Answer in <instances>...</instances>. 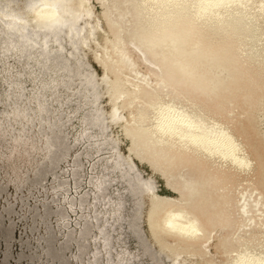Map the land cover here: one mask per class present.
Masks as SVG:
<instances>
[{
  "label": "bare ground",
  "instance_id": "6f19581e",
  "mask_svg": "<svg viewBox=\"0 0 264 264\" xmlns=\"http://www.w3.org/2000/svg\"><path fill=\"white\" fill-rule=\"evenodd\" d=\"M8 1H11L10 6L6 3ZM97 1L98 6L99 3L101 5L99 11L102 13V7L105 18L116 29L114 37L109 36V33L105 36L107 44L115 47H108L104 43L100 45L109 48V51L105 49L109 56L120 57L119 68L126 67L123 72H116L113 78L108 74L113 61H109L108 56L104 55L105 52L101 54V49L92 41L100 35L97 25L105 28L102 22L105 25L107 23L99 15V22L91 23L89 19L94 12L90 0H0V138L8 139V144L4 147L6 151L0 152V161L15 165L16 158L24 159L30 165L28 170H38L37 177H41L45 172L57 168L58 163L72 153L75 160L71 177L76 180L80 168L83 167L78 162L80 157L98 158L94 162L88 159L85 164L92 173V199L88 203L80 200L78 204L87 206L90 216L97 212L103 215V223L98 226L96 236L92 237L95 248L91 251V261L88 264H103L98 257L99 253L104 255L105 262L112 264H178L182 252L178 250L177 241L183 239L173 232L161 233L162 230L168 228L189 237L200 234V242L205 245L211 244L223 225L215 227L212 223L213 226L206 230L203 223L197 220L195 209H192L197 206L185 207L179 194L175 195V191L167 190L173 186L170 181L172 176L177 175L176 186L179 190L186 188L183 189L184 193L193 187L195 181L194 172L183 169L186 166L207 171L215 164L217 167L214 170V179H222L226 175L233 178L240 170H244L248 172L247 175L231 179V184L237 190L236 185L243 181L250 184L264 169V162L259 163L256 159L257 146L248 138V132L246 137L244 124L231 121L241 105L238 107L231 104L224 108L226 115L215 119L211 116L213 104L204 108L202 105L197 106L199 100L204 98L210 102L215 101L219 90L209 88L195 94L192 99L186 98L188 90L197 83L199 77H204L207 82L211 81L215 75L212 65L220 70V76L224 78L230 76L238 64H241V78L246 79L253 72L264 75V62L256 67L264 57V0H129L128 4H117L112 0ZM132 12H135V23H130V19L133 21ZM68 13L77 23L66 22L63 27L55 29L56 31L49 29L39 33L40 27L51 25L60 16H68ZM144 20L145 29L139 32L128 31L129 27L138 29L139 22ZM192 22L198 29L194 38H186L184 41L181 38L175 39L177 37L166 38L172 33L183 34L180 31L185 30ZM245 24L248 25L247 32L242 30ZM86 26L88 28L85 33ZM168 27L171 28L168 35H162L153 43L149 41L154 32H162ZM108 30L112 31L111 28ZM216 31L217 41L221 43L236 35L227 46L230 52H243L248 46L253 51L247 57L237 58L223 66L219 62L207 64L203 74H199L200 70L193 71L186 78L185 86L176 95L170 92L159 94L157 90L151 89L158 81H164L163 76L160 80H154L150 76L166 69V65L159 66L160 62L171 59L175 54V64L185 65L194 56L190 54L188 59L181 60L176 55L178 50H182L188 41L196 44L195 49H205L202 48L204 45L213 44ZM68 32L73 36H66ZM91 36H94L93 39ZM25 42L30 43V46L27 47ZM147 42L151 45L146 46ZM225 49L221 47V50H215L212 55L220 54L219 51L222 53ZM112 53L114 54L111 55ZM151 53L158 54L154 56V60ZM132 57H136L138 62L146 66L148 64L149 68L146 71L140 70L133 65ZM91 58L95 60L94 63L90 61ZM94 64L99 67L100 73L93 69ZM255 83L253 81V85ZM19 84L21 85L16 88ZM143 86H147L151 92L147 94L150 101L143 107V112L139 113L140 117L136 113L135 104L127 110L126 117H123L122 111L128 106L127 101L131 100L129 95L127 100H123V97L127 92L136 95ZM70 100L75 103L68 104ZM253 101L255 105L263 102L260 99ZM140 104H143L142 101ZM67 117L70 124L64 128L62 122ZM145 130L149 133L143 140L141 131ZM66 135L72 140V144L80 143L82 147L69 148L64 138ZM245 137L250 147L244 145ZM252 138L257 140L256 135ZM161 144L165 154L160 153L159 159H156L155 163L158 165L152 164L150 167L149 161L139 164L135 162V159H143L140 152L134 153L136 149L141 146L148 147L143 154L150 158L151 153L159 150L153 147ZM168 145L173 150L169 151ZM174 152L191 158L177 156L174 163L182 161L181 165L168 168L164 172L152 169L159 167V163L165 159L173 158ZM39 161L45 162V168H38L41 164ZM257 164V170H254ZM163 166L166 165L162 164ZM26 172L27 169H24L12 179L16 189L23 183L25 185ZM161 173L165 177V183H160L157 179ZM109 178V183L114 185L113 196L103 211L101 198L106 192V181ZM214 179L209 188L222 189L225 182L216 183ZM263 185L264 183H258L256 188L243 185L244 189L236 197H228L221 202L223 209L238 203L236 218L241 221L234 222L232 234L227 235V238H238V245L224 250L223 257L219 252H213L208 245L201 247V251L211 258L208 260L209 264H264V225L253 227L258 222L264 223V191H258L264 188ZM61 186L64 184L52 187L49 190L51 195H55ZM49 187L50 185L48 189ZM172 198L178 199V202L164 205L159 214L154 211L157 201L168 202ZM147 212L150 223L145 219ZM112 214L116 216L112 217ZM219 215L213 216L211 222L218 219ZM64 216L66 215L61 211L57 213L60 221L58 229L65 241L53 254L51 252L55 247L53 248L52 236L46 230L43 231L48 237L43 252L50 257L62 258V252L68 249L70 241L73 240L79 245L78 242L90 234L88 218H84V223L75 228L74 238H71L69 228L62 222ZM109 221L114 224L112 235L116 243L115 252L111 250L114 241L105 229V224ZM33 222L29 221V225L32 226ZM242 230L254 235L239 236ZM162 238L169 241H163ZM151 241H154L153 245H150ZM185 245L194 249L197 246ZM78 247L77 256L81 257L83 246ZM197 252L195 251L196 255ZM186 253L195 255L191 250ZM181 261L180 264H185Z\"/></svg>",
  "mask_w": 264,
  "mask_h": 264
},
{
  "label": "rangeland",
  "instance_id": "374dc122",
  "mask_svg": "<svg viewBox=\"0 0 264 264\" xmlns=\"http://www.w3.org/2000/svg\"><path fill=\"white\" fill-rule=\"evenodd\" d=\"M113 2H117V4H128L130 3L129 0H112ZM11 2V1H10ZM10 2H6L8 6H10ZM92 8H93V14L90 16L91 23L97 24L99 22V19L97 15L101 16L103 20L107 23V25L102 22V25L105 27L103 28L100 24L97 25V30L98 33L100 34L97 37L91 36V39L93 37L96 40H92L93 43L97 46L99 52L101 54H104L103 52H107L106 50L109 51V48H104L100 45V43H104L106 45H109L108 47H115L112 44H107L106 42V37L109 33V36L114 37L116 34V29L111 25L110 22L107 21L105 18L104 10L101 7L102 13L99 11L100 10V3L98 6V1L97 0H90ZM98 12V13H97ZM101 14V15H100ZM135 12H132L131 16L133 21L130 19V23L133 22L135 23V20L133 18V15ZM89 17V18H90ZM6 18V17H5ZM86 19L87 17L84 16ZM82 18V20H84ZM166 21V20H164ZM146 21H140L139 22V28L134 30L131 27H129L128 31L132 32H139L140 30L145 29L144 23ZM137 23V22H136ZM192 26V28H190ZM194 26V28H193ZM220 27V26H218ZM84 28V31L86 33L87 30ZM112 29L111 32H109L108 29ZM141 28V29H140ZM248 25L245 24L242 28V30L247 32ZM193 29V30H192ZM197 27L196 25L192 23H189L186 26L185 30H181L180 32L183 34L179 33H172L171 35H168L171 31V28H167L166 30H163L162 32H154V34L149 38L150 42H155L156 40H159V38L162 35H168L166 37L167 39L177 37L175 39L181 38V41H184L186 38H194L196 33H197ZM108 31V32H107ZM112 33V34H110ZM185 33V35H184ZM73 36V34H69L66 36ZM88 35V34H87ZM217 36L218 33L216 31L215 33V40L213 44L209 45H204L202 48L205 49H195V45L193 44L192 41L186 42L187 45L182 48V50H178L177 52V57H179L181 60H186L189 58V55L192 54L194 56L193 58L191 57L189 61L185 65L180 64H175L176 57L172 55L171 59L165 61V62H160L159 66L161 65H166V69L164 71L161 70V73H152L150 76L156 80L157 78L163 76V82L158 81V83L154 84L151 86L152 90H157L159 94L167 93L170 92L173 95H176L178 91H180L184 86H185V80L186 78L193 72V71H199V74L205 73L206 70V65L207 64H213L215 62H219L222 66L227 64L228 62L235 60L240 57H247L249 53L253 51V49L248 46V49L245 51H229L227 49V46L231 44V42L234 40V36L224 43L218 42L217 41ZM251 40V38H248ZM172 40V39H171ZM167 41V40H166ZM170 41V40H169ZM146 43V46H150L151 43ZM180 43V42H179ZM98 44V45H97ZM100 45V46H99ZM194 46V48H193ZM145 47V46H143ZM221 47H225L226 49L220 54H216L215 56L212 55V52L215 50H221ZM245 47V46H243ZM81 48V47H80ZM148 47H146L147 49ZM86 49L87 46H86ZM106 49V50H105ZM149 49V48H148ZM211 49V50H210ZM82 50V49H81ZM113 51V50H110ZM109 53V52H107ZM104 54L107 58H109V61L113 64L111 66V72H108V74L113 78L116 74V72L120 73L121 71L123 72L126 67L122 66L119 68L118 66V61L120 60L119 56L114 55V57L109 56L108 54ZM115 53V52H114ZM112 53L111 55H113ZM264 53V51L262 52ZM152 54V55H151ZM150 55L152 56V59L154 60L155 57L158 54L151 53ZM211 54V55H210ZM112 59H111V58ZM213 58V60H210ZM132 62L134 63L133 65H136L140 70L146 71L149 66L147 64L138 62L136 57L131 58ZM92 63H94L95 60L91 58L90 60ZM264 62V57L259 61V64ZM169 64V65H168ZM116 65V66H115ZM241 64H238L232 71L230 76L227 77H222L220 76V70L212 65L213 73L215 74L210 82L205 81L204 77H199L197 83H195L189 90L186 95V98L192 99L194 98L195 94L199 92H204L207 89L211 90H219L220 93L217 96L216 100L213 102H210L209 100L201 99L199 100V105L197 107L202 108L206 107L208 104L213 107V112H211V116L214 117L215 119L221 118L224 115H226V112L224 108L230 106L231 104H235L238 107L241 105L239 110L235 112V114L232 117V122H240L244 124V127L246 129V137H247V132L248 138L250 137V141L254 143V146H257V156L256 159L259 160V163L264 162V75H260L257 72H253L251 76L245 78H241ZM93 69H97V72H99V67L97 65H92ZM110 66V65H109ZM128 67V66H127ZM255 67V68H256ZM21 69V68H20ZM100 79V76H99ZM253 81L256 83L253 85ZM260 81V83L258 82ZM21 84L16 86L18 88ZM206 85V86H205ZM204 86V87H201ZM146 89V90H145ZM145 90L143 93L142 91ZM255 90V91H254ZM151 92L147 86H143L140 91H137L136 95H131L129 92L125 94L123 97V100H127L128 97L127 95L130 96L131 100H128L127 102V107L122 111V116L126 117L127 115V110L135 104V107L137 109L136 113L139 116L140 112H143V107L147 104V101H150V98L147 96V94ZM143 93V94H142ZM141 98L140 101H136V99ZM146 101H143V99ZM260 99L263 100L260 104L254 103L253 100ZM133 101V102H132ZM135 101V102H134ZM142 101L143 104H140ZM75 102L70 100L68 104L73 105ZM257 111V112H256ZM142 114V113H141ZM63 127L66 128L70 124V120L67 118L64 119L62 122ZM129 125V124H127ZM258 125V127H257ZM260 125V126H259ZM146 129V128H144ZM142 130V127L141 129ZM141 136L143 140L145 139V136L149 133V131H141ZM143 134V135H142ZM253 135L257 136V140H253ZM245 137V142L244 145L246 144L248 147H250L247 144V139ZM0 138V152L3 153L6 151V148H4L8 142L7 138ZM67 145L71 149H78L82 147V144H72V140L67 137V135L64 137ZM3 142H7L6 144ZM2 143V144H1ZM3 148V149H2ZM153 148H158L154 153H151V157L147 158L145 157V154H143L144 150L149 149L148 147L141 146L139 149H136L134 153L140 152L142 154V160H137L135 159V162L139 164L140 162H147L149 161V166H156L158 164L155 163L156 159H159L160 153L165 154V150H163L164 146L163 144L158 145ZM151 149V148H150ZM161 149L163 152H161ZM4 150V151H3ZM168 150L171 151L172 146L168 145ZM159 152V153H158ZM175 153V152H174ZM37 155V154H36ZM35 155V156H36ZM68 156V157H67ZM63 160H61L57 168L54 170H50L45 172V174L41 177H37L38 170H28L29 166L28 163H26L21 158H16L15 159V165L14 164H6V162L0 161V264H83V262H86L87 264L90 263L91 261V256L93 249L95 248L94 245V240L93 238L96 236V232L98 229V226L103 223V215L101 212H97L93 214V216H90L88 214V207L87 206H79L80 200H84L85 203H88L92 199V187H91V178H92V173L91 170L88 166H85V164L89 161H96L93 157L90 156H84L80 157L78 160L80 165H83L82 168H80L79 176L76 177V180L71 177V172L74 169V156L72 153H69ZM177 156H181L183 158H191V156H185L182 153L176 152L175 155H173V158L170 159H165L162 163H159V167L157 168H152L154 171L155 169L160 171H165L168 168H173L175 166L181 165L182 161H178V163H174L175 159H177ZM180 158V157H179ZM21 160V161H20ZM23 162V163H22ZM41 164L38 165V168H45V162L39 161ZM81 162V163H80ZM26 163V164H25ZM4 164V165H3ZM22 164V167H21ZM24 164V165H23ZM166 165V166H163ZM60 165V166H59ZM168 165V167H167ZM194 166H197L194 164ZM257 165H255L254 170H257ZM16 167V168H15ZM27 167V168H26ZM190 166H186V168H183L185 171H188L187 169H190L188 172H194L195 175V181L193 183V187L190 188L189 190L185 191L183 193V188L181 190L178 189L177 185V175L172 176L170 181H172L173 188L171 187L170 189H167L170 192L175 193V195H180V198H182V204H185L188 206H194L196 205L197 207L192 208L195 209V215L197 216V220L205 226L204 228L209 229L213 225L215 227L219 225H223L221 228V231L214 237V240L211 241L205 245L210 246V248L213 250V252H219V255L223 257L222 252L224 250L226 251L227 249L231 247H235L238 245L237 239L238 238H233L229 237L227 238L228 234H232L233 232V223L236 221H241L240 218H236V213L238 212V203H233L226 209H223L222 206V201H226L228 197H236L243 189L244 186H250V187H255L258 186V183H264V169L263 172L260 173L258 178L255 180H252L249 182H240L239 185H234L231 184V179L235 180L236 178H241L242 176H245L248 174V172H245L244 170H240V172L237 174V176L229 177L228 175L224 176L222 179L221 178H215L214 179V170L216 169L217 165H213L211 168H209L207 171L202 170L201 168L193 167L189 168ZM20 168V169H19ZM23 168V169H22ZM27 169L26 172V182L25 185H20L18 189L15 188L14 183L12 179L14 180V176L17 173H21L22 170ZM69 169V170H68ZM151 168L149 169L150 172L152 173ZM252 169V170H253ZM69 171V172H68ZM64 172V173H63ZM70 173V174H69ZM13 174V176H11ZM61 174V175H60ZM200 177H199V176ZM11 177V178H10ZM70 177V178H68ZM79 177V179H78ZM165 177L162 175V173L157 177L160 183H165ZM10 179V180H9ZM41 179V180H40ZM70 179V180H69ZM72 179V180H71ZM215 180L216 183H223L225 182V185L223 186L222 189L219 190H214L212 187L209 188V185L212 183V180ZM9 180V181H8ZM110 178L107 179V189L104 194V196L101 198V208L103 211L106 210L108 207V204L110 200L112 199L113 196V188L114 185L113 183L110 182ZM5 181V182H4ZM40 181V182H39ZM6 183V184H5ZM37 183V184H36ZM198 183V184H197ZM233 183V182H232ZM257 183V184H256ZM10 184V185H9ZM61 185L64 184V186H61L60 189L56 192L55 195H51L50 189L56 185ZM104 184V183H103ZM197 184V185H196ZM37 185V186H36ZM50 185L49 189L48 186ZM244 185V186H243ZM25 186V187H24ZM264 186V185H263ZM39 187V188H37ZM109 187V188H108ZM15 189V190H14ZM42 189V190H41ZM175 189V190H174ZM18 190V191H17ZM41 190V191H40ZM43 191V192H42ZM258 191H264V188ZM24 192V193H23ZM47 192V193H46ZM27 193V194H25ZM15 194V195H14ZM184 194V195H182ZM192 194V195H190ZM35 195V196H34ZM183 196V197H181ZM19 197V198H18ZM23 197V198H22ZM69 197V198H68ZM85 198V199H84ZM106 198V199H104ZM39 201H38V200ZM45 199V200H44ZM185 199V200H184ZM17 200V201H16ZM172 200V201H171ZM42 201V202H41ZM66 201V202H65ZM87 201V202H86ZM107 201V202H105ZM177 201L178 199H170L168 202H156V207L154 209L157 214L160 213V209L164 207V205H171L174 204V202ZM68 202V203H67ZM69 202H73L72 205H70ZM40 203V204H39ZM65 203V204H64ZM106 204V205H105ZM46 206V209L44 208ZM44 209H43V208ZM71 207V208H70ZM205 207V208H204ZM68 208V209H67ZM152 209V207H151ZM198 210V211H197ZM7 211V212H6ZM25 211V212H24ZM43 211V212H42ZM61 211L64 215V220L62 221L64 225H66L68 231H69V236L71 238H74V230L75 228L79 227L82 223H84V218H88L89 222V228H90V234L87 236L85 239H82L79 243V245L83 246V249L80 251L82 253L81 257L77 256L78 252V246L76 242L73 240L69 242V246L67 250H64L62 252L61 257H54L48 254L44 253L43 248H45L46 244V239L48 237L45 236L43 233L44 230H46L47 233H49L52 236V243H53V248L52 249V254L53 252H56L58 247L61 246L62 242L65 240L63 239L62 232L59 228V223L60 221L58 220L57 213ZM152 210L150 211V213ZM27 213V214H26ZM222 215H221V214ZM220 214V215H219ZM225 214V215H224ZM148 212L145 216V219L148 223H150V218L148 217ZM219 215L218 219H215V221L211 222V218L213 216ZM238 215V214H237ZM116 215L112 214V217H115ZM66 217V218H65ZM92 217V218H91ZM111 217V219H112ZM241 217V216H240ZM38 218V219H37ZM41 218V220H40ZM49 218V219H48ZM95 218V219H94ZM200 218V219H199ZM242 218V217H241ZM30 219V220H29ZM46 219V220H45ZM83 219V220H82ZM98 219V220H97ZM213 219V218H212ZM29 221H34L33 225L30 226ZM38 221V222H37ZM58 221V222H57ZM145 221V222H146ZM146 222V224H147ZM88 224V223H87ZM112 224V225H111ZM212 225V226H213ZM263 222H258V224H254L253 227H260L263 226ZM47 228V229H46ZM155 231H157L156 227ZM160 228V226H159ZM105 229L108 231L110 237L113 239L114 238V224L112 221H109L105 224ZM206 230L204 232H206ZM173 232L174 234H177L180 236V238L183 239V241H177L178 245V250L182 252L181 256H179L178 259V264L182 263L181 260L185 262V264H206L205 262H208L209 264V259H211L209 256H206L203 251H201V247L205 248V245H203L200 242V234L199 236H194V237H189V236H184L180 234V232L177 231H172L168 228H165V230H162V232ZM257 231V230H255ZM203 232V233H204ZM113 234V235H112ZM240 235H254L250 234L249 231L247 230H242L239 233ZM232 236V235H231ZM91 237V238H90ZM93 237V238H92ZM245 237V236H244ZM252 237V236H251ZM91 239V240H90ZM164 238H162L163 240ZM84 241V242H83ZM112 243V248L111 250L115 252V247L116 243L115 240L113 239ZM163 241H169V240H163ZM242 241V240H240ZM176 242V241H174ZM41 243V244H40ZM154 241H151L150 245H153ZM71 244V245H70ZM185 244H189L190 246H193L192 244H195L196 249L192 247H188ZM45 245V246H44ZM76 245V246H75ZM168 246L171 247L170 243H167ZM56 249V250H55ZM166 249H169L167 247ZM194 249V251H193ZM260 249V248H259ZM75 250V251H74ZM192 251L193 254L195 255H190L186 253L187 251ZM77 251V252H76ZM92 251V252H91ZM165 252H168V250H164ZM197 252V255L195 253ZM221 252V253H220ZM99 259L103 262V264H112L111 262H105L104 261V255L102 253L98 254ZM86 259V260H85ZM52 260V261H51ZM172 261V260H171ZM223 261V260H222ZM211 264V263H210Z\"/></svg>",
  "mask_w": 264,
  "mask_h": 264
},
{
  "label": "water",
  "instance_id": "95a60500",
  "mask_svg": "<svg viewBox=\"0 0 264 264\" xmlns=\"http://www.w3.org/2000/svg\"><path fill=\"white\" fill-rule=\"evenodd\" d=\"M60 7V6H59ZM70 21L71 22H73L74 24L75 23H77V20L75 19H73V16L71 15V14H69L68 13V16H65V17H63V16H60L58 19H56V20H54V22H52L51 23V25L50 24H46L45 26H42V27H40L39 28V33H41V32H44V31H48L49 29H51V30H55V29H57V28H60V27H63L64 25H65V23L66 22H69L70 23ZM73 23H72V25H73ZM20 25V24H19ZM56 31V30H55ZM57 34L59 35L60 34V32H57ZM57 36V35H56ZM24 42V41H23ZM28 42V41H27ZM25 45H27V47H29L30 46V43H24ZM142 50V49H141ZM56 51H58V50H56ZM145 54H147V52L145 51V50H142ZM51 52V51H50Z\"/></svg>",
  "mask_w": 264,
  "mask_h": 264
}]
</instances>
